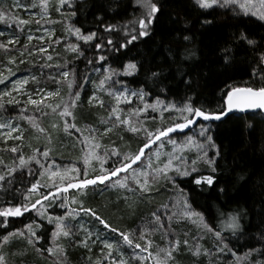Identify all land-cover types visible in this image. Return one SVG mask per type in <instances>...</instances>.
<instances>
[{
	"label": "trees",
	"instance_id": "obj_1",
	"mask_svg": "<svg viewBox=\"0 0 264 264\" xmlns=\"http://www.w3.org/2000/svg\"><path fill=\"white\" fill-rule=\"evenodd\" d=\"M101 2L104 0H69L73 7L69 8L65 5L61 12H57L55 8L59 6V0H21L22 4L36 5L29 8L13 7L11 9L19 18L30 21L29 24L22 26L24 30L17 31L15 24L8 27V24L11 23L9 20L0 22V30L15 35L19 41L18 44L10 46V52L0 49L1 66L12 69L11 72L5 70L0 75L4 79V83H0V88L13 78L29 75L31 78L36 77V80L32 79L27 87L29 93H33L38 87H43L47 91L56 89L60 91V95L55 99H44L40 105L29 104L25 98L19 100V104H8V99L5 98L0 100V104L3 105L0 107V118L11 119L23 131L21 140L0 143V161H3V164H0V172L3 171L4 164L13 165L14 154L10 151L11 147H18L19 152H22L25 157L36 154L37 149L42 152L47 148L49 150L47 163L54 164V169L48 168L46 165L43 170L32 164V175H28L27 168L17 170L16 180L12 185L7 186L9 191L6 192L0 188V206H6L8 202L15 204L23 202L27 189L36 180H40L42 183L50 182L49 187L54 184H67L69 180H73L74 174H76L72 172L73 167L80 170V175L87 167L90 178L100 174L102 167L108 169L116 160L115 156L104 154L114 147L122 155L136 152L142 146L143 132L133 133L128 131L124 125L102 123V121L108 120L112 108H118L114 92L120 87L135 92L142 91L146 102L157 103L159 101L163 104L180 105L186 102L187 98L193 97L198 102V106L204 107L208 111L219 112L224 109V96L230 89L245 86L259 87L264 83L259 76L253 75L254 72H259L262 67L259 65L255 51L246 47L237 49L235 58L228 65H225L220 59L219 53V46L225 37L238 29H247L252 37L264 46V25L262 22L250 16L234 14L221 7L203 10L193 0H154L163 7L162 14H158L159 18L153 25L154 31L149 36L134 41L118 53L109 51L107 59L103 61L102 65L101 63L88 65L87 60L94 58L93 45L96 40L85 43L82 39L78 40L75 34L69 32V29L80 27L84 33L89 30H97L99 22L95 18L97 15L96 6ZM141 2L142 0H107L106 10L103 13L105 23L116 25L118 29H122L124 25H128L129 30L138 28V20L147 13V9L141 6ZM0 3L7 6L12 3V0H0ZM45 4H47L46 11ZM73 11L77 13L75 16L70 15ZM27 12L46 16L44 19H38L27 16ZM176 12H179L182 18H188L191 24V35L195 38L192 44L195 54L183 65V71L191 74L194 92L182 83V78L176 73L175 66L170 70L167 67L170 61L166 45L174 28L170 21V14ZM205 17L214 19L215 22L201 25L200 21ZM36 20H40V25L35 23ZM28 29H51L53 37L43 42H26L25 36L28 34ZM99 32L105 39L111 35L118 42H123L126 38L123 31L106 33L101 28ZM6 40V35L0 36V42ZM57 40L60 41L59 44L55 43ZM69 43L78 44L83 50L84 56L76 58V54L67 49ZM25 45L27 48L24 47ZM39 47L47 48L48 52L38 53L36 56L28 55L29 49ZM20 51L25 53L22 57L25 63H19ZM48 54L53 56V61L47 63L66 66L65 70L74 69V73L64 80L58 76L60 68L54 66L41 70L39 65L46 62ZM9 56L15 58L14 64H8ZM129 63H135L137 70L132 71L131 74H125L126 66ZM141 65L143 68L140 67ZM158 65L164 66L165 69V75L159 85L155 84L146 74L149 67ZM49 74L61 79V83L54 82L49 78ZM106 74H111V80L101 85L100 81L105 79ZM69 83L72 84L71 92L79 91L80 96L76 106L71 109L73 116L67 119L71 123H75L81 132L72 128L66 129L64 118L58 115L59 109L57 112L52 110L58 103L69 100ZM95 94L97 95V104L89 103V98ZM98 101H103V107ZM133 104L142 105L138 103L136 96H134L131 105L133 106ZM45 105H51V107H45ZM41 107L48 115L41 114L39 111ZM129 107L122 105L124 111ZM145 115L149 119L143 121V124L149 130L167 125L180 118V113L177 110L161 113L157 108L149 110ZM121 116L124 117L123 113ZM26 117H32L33 120ZM131 117L130 122H134L135 116ZM108 127L111 128V131L105 133L104 130ZM207 127L211 129L213 139L219 145L221 153L227 157L229 168L233 167L235 158V164L238 165L236 171H244L256 176L264 173L263 115L260 113L231 115L223 121L207 123ZM40 128H43L44 131L41 132ZM89 128L96 131L90 135ZM198 133L199 128L194 127L189 131L172 134L173 140L182 142L183 146H185L182 141L184 139L192 138L196 142L193 147L181 149L179 152L188 161L184 167L189 171V175H177L175 171L169 172V176L175 178V184L158 179L153 183L150 191L142 192L139 191V188L130 191L126 187L112 190L106 186L109 181H105L104 184L88 186L84 189L69 188L66 193L62 194L66 200L64 207L59 206L60 200L58 199L51 207L41 208L40 211L46 215L64 217L63 221L65 222L63 223L71 225L73 233L68 237L62 234L56 239V235H53L57 232L56 224L49 223L46 215L42 217L35 209L25 212L20 217H9L7 229L0 227V249H3L6 264H106L102 260L101 254L104 245L100 241L92 243L95 233L100 232L103 238L111 241L120 238L115 233L103 230V226L94 218L82 212L72 215L71 210L78 209L81 204L94 209L113 227L133 233L134 242H139L142 245L145 243V240L139 239V230L151 232V234L145 235V239L153 241L152 253H156L158 249H168L170 242L179 241V247L173 251L169 264H236V258L231 257L230 254L223 256L203 254L205 250H211L215 245L213 234L207 232L204 224L207 223L214 230L221 229L227 235V221L231 213L238 208L258 210L256 193L259 189L254 190L251 184L244 187L233 186L232 176L227 171L216 174L219 176L218 183L228 181L227 196L220 194L215 186L210 188L206 184H195L196 177L211 174L206 158L200 154V142L203 138ZM84 137H87V140H84ZM90 144H92L91 152L93 145H99L92 154L87 149ZM164 146L169 147L167 138H165ZM152 147L154 151L157 146L153 145ZM165 151L170 153L167 148ZM152 152H149L148 155ZM176 152L178 155V151ZM86 154L89 156L87 165H85ZM212 155L213 151L209 150L208 156ZM193 160L196 161L194 166L196 171H192L191 161ZM174 164H178V161L175 160ZM159 165L162 166V161ZM139 166L133 165L134 168ZM53 170L64 171L65 173L59 172L63 174L60 176H65L67 179L65 178L63 181L56 179L53 177L54 175H51ZM40 171H43L44 175H39ZM125 174L122 172L118 177L113 178L116 180ZM46 191L48 188L41 189V192ZM176 196H181L182 201H176ZM35 198V196L31 197L32 200ZM81 199H84L82 203L79 202ZM185 201L190 206L188 210L199 213L203 217V223L197 216H193L195 218L193 221L188 218L181 219L180 215L175 216L173 221L169 222L162 216L163 223H166L163 229H160L155 222L149 223L154 221L152 213L159 210V213L162 214L161 209L166 205L173 208L172 212L180 213L181 208L179 207ZM44 203L47 204V202ZM173 205L175 207H172ZM37 208H40V205H37ZM2 219L0 218V220ZM33 223L39 225V227H34L36 235L41 237L38 242L27 235L9 236V233L17 230L27 234L29 230L26 226ZM243 223L247 226L249 219H245ZM86 231L93 233L92 240L88 241L89 247L92 249L91 252L80 243L85 239ZM255 234V228H250L248 233L238 240L233 237L230 247H234L238 255L243 256L248 251L246 245L255 243L250 239ZM201 237L203 238L201 239ZM30 239H32L31 243ZM185 239L189 241L188 245H184ZM196 245L201 248L199 255L194 254ZM130 251L127 249L126 253ZM163 254L160 255L163 256ZM132 264L142 263L139 260H133Z\"/></svg>",
	"mask_w": 264,
	"mask_h": 264
},
{
	"label": "snow or ice",
	"instance_id": "obj_2",
	"mask_svg": "<svg viewBox=\"0 0 264 264\" xmlns=\"http://www.w3.org/2000/svg\"><path fill=\"white\" fill-rule=\"evenodd\" d=\"M106 2L107 0H104V2H101L96 6L97 15L95 18L99 22L97 25V30H89L87 33H84L80 27L69 29L70 33L75 34L78 40L82 39L85 43H90L91 41L96 40V43L93 45L95 49L94 58L87 60L88 65H93L94 63H101L102 65L103 61L107 59V53L109 51L118 53L121 49L127 48L128 45L132 44L134 41L149 36L154 31L153 25L159 18L158 14H162L161 9L163 5L157 4L154 2V0H142L141 6L147 9V13L138 20V28L129 30L128 25H124L122 29H118L116 25L107 24L104 21L103 13L106 10ZM195 4L203 10H210L216 6L227 8L231 5L239 4L241 9H245L244 14L249 15L246 10V3H240V0H195ZM65 5H67L69 8L73 7V4L69 3V0H59V6L56 7L55 10L57 12H61V9L64 8ZM260 5L262 8H264V0H260ZM35 6L36 5L34 4H22L21 0H12V3L8 4L7 6H4L2 3H0V22L9 20L11 23L8 24V27H12V25L15 24L16 30L22 32L24 30L22 26L29 24L30 21L19 18L11 11V9L13 7L29 8ZM44 9L45 11L47 10V4L44 5ZM76 14V11L70 13L71 16H75ZM250 16L251 18L258 19L262 22V25H264V14L258 15L256 12H252ZM41 19H44V17L41 16ZM170 21L174 25V28L170 39L167 40L166 45L168 60L170 61L167 64V67L170 70L173 66H175L176 73L182 78V83H184L190 91L194 92L191 74L183 71V65L185 61L190 60L195 54L192 48L195 38L191 35L190 21L187 17L182 18L179 12L170 14ZM214 22V19H210L208 17H205L200 21L201 25L213 24ZM35 23L40 25V20H36ZM101 28L103 29V32L106 33H116L117 31H123L126 38L123 40V42L114 40L111 35L105 39V37L99 32V29ZM2 35L3 32H0V36ZM34 39L43 42L44 37H34L32 35L27 36V40L29 42ZM18 43L19 41L14 35L8 38L6 41L0 42V49L4 50L5 52H10V46H14ZM55 43L59 44L60 41L57 40ZM24 47L27 48V45ZM241 47H246L255 51L257 53L259 65L264 66V46L255 40L247 31V29L235 30L233 34L225 37L222 44L219 46L220 59L225 65H228L235 58L237 49ZM67 49L76 54V58L84 56V52L78 44L69 43L67 45ZM47 52V48L39 47L36 49H29L28 55L36 56L38 53L43 54ZM19 55L21 57L19 63H25V60L22 58L24 57L25 53L20 51ZM41 58L43 59V57ZM52 61L53 56L48 54L46 56V62L40 64L39 67L41 70L45 68H52L54 66L56 68H60L61 70L59 71L58 76L64 80H66L75 71L74 69L65 70L66 66L62 67L59 64L54 65L53 63H47ZM15 62V58L9 56L8 64H14ZM140 67L143 68V65ZM134 70H137V65L135 63H129L126 66L125 74H131ZM8 71L11 72L12 69L8 68ZM146 74L148 75V78H150L155 84L159 85L162 83V77L165 75L164 66L158 65L156 67H149ZM253 75L259 76L260 79L264 81V67H261L259 72H254ZM49 78L53 79L57 84L61 83V79L51 76V74H49ZM32 79L36 80V77L33 76ZM108 80H111V76H106L104 80L100 81L101 85H104ZM0 83H4L2 76H0ZM20 83H26V81H21ZM68 88L70 90L69 100L67 102L58 103L52 110L53 112H57V109H59L58 115L64 118V127L66 129L72 128L77 132H81V129L77 128L75 123H71L67 119L68 117L73 116L71 109L76 106L80 93L79 91L74 93L71 92V83L68 84ZM12 91H16L18 94L27 95V103L33 105H40L42 101L48 96L55 97L60 95L59 89H56L55 91H47L43 87H38L31 94L27 92L20 93L19 88H17L15 84L13 85ZM12 91L5 90L3 93H0V100H3L4 97H8V104H12L13 102L19 104L20 101L12 96ZM34 95L40 97V99H34ZM114 95L118 101L120 100L121 96H123L124 101L127 103H131V100L129 99L130 96H136L143 103V107H135L130 109L131 115L135 116L134 122H130L128 118H124L121 115L116 114L118 111L122 112L123 110H118L114 107L111 109L108 120L102 121V123L124 125L127 127L128 131L133 133L143 132L144 140L141 141L142 146L139 147L136 152L130 154L122 155L121 152L115 147L109 150L107 153H104L108 156H115L116 160L113 162L110 168L105 169L102 167L100 174L92 176L91 178L88 175L87 167H85L81 175H75L73 180H69L67 184L64 185L54 184L49 187V185L42 183L40 180L32 182L31 186L27 189V194L24 195L23 202L19 204L8 202L6 206H0V218H3L0 220V227L7 229L9 217H20L25 212H29L33 209H35L43 217L46 214L41 212L40 209L51 207L56 200H60V207L65 206L66 200L62 194L66 193L69 188L84 189L88 186L104 184L105 181L111 180L113 177H118L122 172L128 173L131 171L133 180L142 192L150 191L152 189L153 183L158 179H164L165 181L175 184V178L169 176V172L175 171L177 175H189V171L184 167V165L188 163L186 158L183 155H176L173 153L169 156L167 163L162 162V166H153L152 158L148 155V153L153 151V145H156L157 148L163 146L165 143V138H167L168 142H171L173 145H175L176 142L172 138L173 133L184 132L185 129L197 127L199 128L198 135L203 138V140L200 142V154L206 158V163L210 168L211 174L196 177L194 183L197 185L206 184L210 188L215 186L220 194L227 196L228 181L218 183L219 176L216 175L217 173H224L227 171L232 176L231 183L233 186L239 185L240 187H244L251 184L254 190L259 189V191L256 193L258 210H255V208H238L235 212L231 213L227 221V235L221 229L214 230L213 227H209L207 223L204 224L207 232L213 234L215 245L211 250H205L203 254H216L221 256L230 254L231 257L236 258V264H264V173L256 176L255 174H247L244 171H236V167H238V165L235 164V158L233 159V167L229 168L227 157L221 153L219 145H217L213 139L211 129L207 127V122L222 121V118L226 116L228 112H232L233 110H264V83H262L259 87L245 86L232 88L227 92L226 95V108L219 112L208 111L204 107L198 106V102L193 97L187 98L186 102H183L180 105H164L162 108L163 111H167L169 107H171L173 110L179 111L180 118L177 121H173L167 125H161L153 130H149L148 128L144 127L143 121L149 119L145 113H147L150 108L155 110L156 105H151L146 102L144 100V93L142 91L127 93L121 90ZM96 100V96H92L89 98V103H92ZM98 102L101 107H103V101ZM157 103H159V101H157ZM0 107H3V105L0 104ZM45 107H51V105H45ZM39 111L42 115H48V113L44 111L43 107H41ZM26 118L33 120L32 117ZM152 119H155V117H152ZM34 126L36 125L34 124ZM53 127H55V125H53ZM0 129H7V131L3 133L5 139L21 140L23 138V131L19 128V126H15L10 122L0 123ZM39 130L41 132L44 131L43 128H40ZM95 131L96 130L92 128L88 129L90 135ZM104 131L105 133L111 131V128H105ZM14 133H16V135H13ZM84 140H87V137H84ZM85 147H87V145H85ZM98 147L99 145H93V149ZM209 150L213 151L212 156H208ZM10 151L14 154L13 165L9 166L4 164V169L2 172H0V188L6 192L9 191L7 186L12 185L16 180L15 173L17 170L27 168L28 175H32V164L37 165L38 169L41 170L45 169L46 165L48 168L54 169V164L47 163L49 158V150L47 148H45V150L42 152L37 149L36 154L27 157H25L22 152H19L18 147H11ZM17 153L19 154L16 155ZM157 155H159V153H157ZM145 157H147L149 163L141 168V171L137 173V169L134 168L133 165H143ZM88 158L89 156L86 154L85 165L88 164ZM174 159L178 160L180 163L174 165ZM191 163L193 165L192 171H196L197 169L194 167L196 161L193 160ZM0 164H3V161H0ZM72 172L79 173L80 170L73 167ZM38 174L44 175V172L40 171ZM57 174L58 172L55 170L51 172V175ZM125 179H127V176ZM42 188H48V191L41 192ZM129 190L131 191L132 189L129 188ZM33 196L36 197L35 200L31 199ZM44 202H47V204ZM37 205H40V208H37ZM172 207H175V205ZM189 207L190 206L187 204V201H185L183 204L185 211H183V213L172 212L171 215L167 217L168 220L171 221L173 217L183 214L186 216H197L203 223V217L199 213L188 210ZM165 209H168L167 205L165 206ZM81 212L94 218L95 221L103 226V230H107L110 233H115L116 236L120 238L119 240L109 241L107 238L102 239L100 232H97L95 233V239L92 240L93 233L86 231L85 239L80 241V243L83 244V246L87 248L89 252L92 251L91 247H89V240H92V243H96L97 241L103 243L104 247L101 249V254L102 260L105 261L106 264H132L133 260L146 261L149 259H154L155 264H169V260L172 258L173 251L177 250L179 247V241L170 242L168 249H158L156 255L153 256V253L149 251V249L152 247V241L150 239H145V230H139V239L145 240V243L142 245L139 242H134L133 233L113 227L90 207H85L81 204L78 209L71 210L72 215H76ZM152 216L154 221H150L149 223L155 222L160 229H163L164 223L159 210L153 212ZM46 218L49 223L56 224L57 233H53V235L62 232L65 237H68L73 234L71 231V225L63 223L64 217L46 215ZM245 219H249V224L247 226H245L243 223ZM26 227L29 230L27 234L23 231L17 230L16 232L9 233V236L27 235L38 242L41 237L36 235L34 227H39V225H34L33 223L27 225ZM81 227L83 228V225ZM252 227L255 228L256 234L250 239L255 241V243H249L246 245L248 251L244 253L243 256H239L234 247H230L232 244V238L235 237L238 240L241 236L246 235L249 229ZM202 238L203 237H201V239ZM5 239H7V237H5ZM32 239L29 240L30 243L32 242ZM183 243L184 245H188L189 241L185 239ZM105 249L107 250L106 252ZM127 249H130L131 251L126 253ZM49 251L51 252V249H49ZM145 253H147V256L144 255ZM161 253H164L163 257H161ZM200 253L201 248L199 245H196L194 254L199 255ZM0 264H6V258L3 256V249H0Z\"/></svg>",
	"mask_w": 264,
	"mask_h": 264
},
{
	"label": "rangeland",
	"instance_id": "obj_3",
	"mask_svg": "<svg viewBox=\"0 0 264 264\" xmlns=\"http://www.w3.org/2000/svg\"><path fill=\"white\" fill-rule=\"evenodd\" d=\"M194 1V3H195V0H193ZM240 3H246V10H247V12L249 13V15H245L244 14V12H245V9H241L240 7H239V4H236V5H231V6H229V7H227V8H225V7H221V6H216V7H221V8H224V9H228V10H230L232 13H234V14H238V15H242V16H250V14L252 13V12H256L258 15L259 14H264V8H262L261 7V5H260V0H240ZM215 8V7H214ZM26 15L27 16H30V17H36V18H38V19H41V16L40 15H38V14H36V13H34V12H27L26 13ZM46 15H43V17H45ZM251 17V16H250ZM255 19V18H254ZM256 20H258V19H256ZM259 21V20H258ZM0 32H3V35H6L7 36V39L8 38H10V37H12V36H14V35H10L7 31H4V30H0ZM28 35H32V36H34V37H40V36H43L44 37V40H48V39H51L52 37H53V31L51 30V29H46V30H41V29H35V30H30V29H28V34L25 36V41L26 42H29L28 40H27V36ZM43 40V41H44ZM32 41H36V42H42V41H40V40H37V39H34V40H32ZM31 42V41H30ZM5 70H7L8 71V67L7 66H1V64H0V75L2 74V72L3 71H5ZM106 76H111V74H106ZM32 80V78L29 76V75H24V76H18V77H16V78H13V80H11L9 83H6V84H3V86L0 88V93H3L5 90H8V91H12V89H13V85L15 84L16 85V87L17 88H19V90H20V93H25V92H27V93H29L28 92V90H27V87H28V85H29V83H30V81ZM21 81H26V83H20ZM109 81V80H108ZM96 89H99V88H96ZM121 90H123L124 92H127V93H135V91H131V90H129V89H127V88H125V87H120L119 89H117L115 92H114V94L115 93H118V92H120ZM31 94V93H30ZM12 96L13 97H15L16 99H18V100H21L22 98H25V101L27 102V99H28V97H27V95H23V94H18L16 91H12ZM93 96H96L97 97V95L95 94V95H93ZM55 97H57V96H55ZM55 97H53V96H48V97H46L45 99H51V100H53V99H55ZM92 97V96H91ZM114 97L116 98V96L114 95ZM5 99H9L8 97H4ZM33 98L34 99H40V97H38V96H33ZM129 99L131 100V103H127V102H125L124 101V98H123V96H121V98H120V100L118 101L117 99H116V101H115V103H116V105H117V109L119 110V109H122L123 111L122 112H120V111H118L116 114H118V115H121L122 113H123V115H124V117L125 118H128L129 120L132 118L131 116H133V115H131V113H130V109H132V108H135V107H143V103L138 99V103H140V105L141 106H138L137 104H133V106L131 105L132 103H133V100H134V96H130L129 97ZM13 103H15V102H13ZM93 103L94 104H97V100L96 101H93ZM148 103L149 104H151V105H156V107L155 108H157V109H159V111L162 113V112H164L163 110H162V108H163V106L164 105H169V106H171L170 104H168V103H152V101H148ZM122 105H125V106H130L128 109H126V111H124V109L122 108ZM149 110H152L151 108L149 109ZM148 110V111H149ZM170 110H173L171 107H169V109L167 110V111H170ZM5 122H10V123H12L13 125H15V126H17L16 124H14L13 122H12V120L11 119H9V120H6V119H1L0 118V123H5ZM7 131V129H0V143H2V144H4V143H7V142H9V141H11V140H14V139H5V137H4V135H3V133L4 132H6ZM13 135H16V133H14ZM14 141H18V140H14ZM182 141H184V145L185 146H183L182 145V142H176L175 143V145H173L171 142H168L167 141V146H169V147H166V146H161V147H159V148H155V150L151 153V154H149V156H151V158H152V163L153 164H156V165H159V163L162 161L163 163H167V161H168V159H169V156L168 155H172L173 153H175V154H177V152L176 151H178V155H180L179 154V152L181 151V149L183 150V149H185V148H191V147H193L195 144H196V142L192 139V138H189V139H184V140H182ZM92 144H90L89 146H88V150H89V152H91V146ZM165 148H167V149H169L170 150V153H168V152H166L165 151ZM92 152H94V149L92 150ZM92 152H91V154H92ZM157 153H159V155H157ZM168 156V157H167ZM166 157V158H165ZM174 161H175V159L173 160V164H174ZM176 161H178V160H176ZM149 163V161H148V159H147V157H145V159H144V164L143 165H140L138 168H136L137 169V173H139L140 171H141V168H143L144 166H146L147 164ZM180 162L178 161V164H179ZM175 165V164H174ZM136 166H138V165H136ZM59 172H62V173H65L64 171H62V170H58V176L57 175H54L53 177H56V179H58V180H60V181H63L65 178L67 179V177H65V176H60V175H63L62 173H59ZM74 175H80V172L79 173H76V174H74ZM127 176V179H125V177ZM109 181V183H108V185H106V186H108V188H112V190H117V189H122L123 187H126V189H128L129 190V188H131L132 190H135V189H137L138 187H137V185H136V183H135V181L133 180V176H132V173H131V171H129L128 173H126L122 178H117L116 180H114V178H112L111 180H107V182ZM128 182V183H127ZM106 183V182H105ZM45 184H47V185H50V182H45ZM127 184V185H126ZM107 188V189H108ZM73 189H75V188H73ZM138 190V189H137ZM140 191V190H139ZM175 198V197H174ZM176 201L177 200H181L182 201V197L180 196V197H178V196H176ZM83 200L84 199H81V201H79V202H83ZM183 201H184V199H183ZM183 204L184 203H182V206L181 207H179V208H181L180 209V213H183V211H185V209L183 208ZM169 207V206H168ZM172 211H173V208H170L169 207V209L167 210V209H165V207L164 208H162L161 209V216H164V218L169 222V220H168V216L169 215H171V213H172ZM180 218L181 219H183V218H188V219H190V220H193L194 221V219L195 218H193V216H186V215H183V214H180ZM173 219H174V217L172 218V221H173ZM197 221H199L198 219H196ZM63 222H65V221H63ZM65 224V223H64ZM166 223H164V225H165ZM169 228V227H168ZM164 231V230H163ZM57 233V232H56ZM146 234H151V232H146ZM60 235H62V232H59L58 234H56V239H58L59 237H60ZM161 235H162V233H161ZM101 238L103 239V236H102V234H101ZM109 240V239H108ZM109 241H111V240H109ZM103 244V243H102ZM152 246H153V241H152ZM149 251H152V247L149 249ZM145 256H147V253H145L144 254ZM156 255V253H153V256H155ZM164 255V254H163ZM161 257H163V256H161ZM142 264H155V260L154 259H149V260H146V261H141V260H139Z\"/></svg>",
	"mask_w": 264,
	"mask_h": 264
},
{
	"label": "water",
	"instance_id": "obj_4",
	"mask_svg": "<svg viewBox=\"0 0 264 264\" xmlns=\"http://www.w3.org/2000/svg\"><path fill=\"white\" fill-rule=\"evenodd\" d=\"M264 67V66H262ZM231 90V89H230ZM229 90V91H230ZM226 95L227 93L225 94L224 96V101H223V105H224V109L226 108ZM254 113H260L261 115L264 116V110H260V109H246L244 111H240V110H233L232 112H228L226 116H224L222 118V121L228 117V116H231V115H245V114H254ZM214 122H219V121H214ZM214 122H207V123H214ZM194 128V127H193ZM191 128V129H193ZM191 129H185L184 131H189Z\"/></svg>",
	"mask_w": 264,
	"mask_h": 264
}]
</instances>
